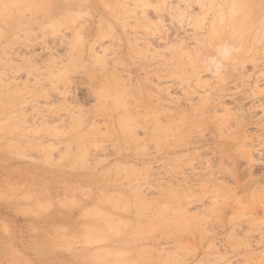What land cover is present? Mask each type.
<instances>
[{
  "label": "rangeland",
  "instance_id": "obj_1",
  "mask_svg": "<svg viewBox=\"0 0 264 264\" xmlns=\"http://www.w3.org/2000/svg\"><path fill=\"white\" fill-rule=\"evenodd\" d=\"M3 127L0 264H264V0H0Z\"/></svg>",
  "mask_w": 264,
  "mask_h": 264
},
{
  "label": "bare ground",
  "instance_id": "obj_2",
  "mask_svg": "<svg viewBox=\"0 0 264 264\" xmlns=\"http://www.w3.org/2000/svg\"><path fill=\"white\" fill-rule=\"evenodd\" d=\"M5 129H7L8 130V127H3V128H0V131H2V130H5ZM126 136V135H125ZM126 138V137H125ZM128 139V138H127ZM131 139V138H130ZM178 143V144H177ZM177 143H175V145L173 146V148L171 149V150H169V152H171V153H175V151H179V150H184L185 149V147H186V145H185V143L183 142V141H177ZM78 155H80V154H78ZM81 156V155H80ZM79 156V157H80ZM79 157L77 156V158L79 159ZM82 157V156H81ZM76 158V157H75ZM79 160H81V159H79ZM40 205H42V204H40ZM43 205H44V203H43ZM182 209V208H181ZM185 223H186V220H185ZM184 223V224H185ZM91 231V230H90ZM108 231H110V230H108ZM91 232H94V231H91ZM111 232H112V230H111ZM87 233V235H89L90 233H88V232H86ZM95 233V232H94ZM107 233H109V234H112V233H110V232H107ZM106 232H105V236H106V234H107ZM99 234V233H98ZM108 234V235H109ZM94 235V234H93ZM101 235L102 234H100V237H101ZM113 235V234H112ZM97 236H99V235H97ZM90 237V236H89ZM89 237H87V238H89ZM100 239V238H99ZM90 240H92V239H90ZM123 240V239H122ZM108 254V253H107ZM111 255V254H110ZM108 256H109V254H108ZM113 256V255H112ZM90 258V257H89ZM105 259V258H104ZM95 260V259H94ZM96 260H98V259H96ZM106 260V259H105ZM108 260V259H107ZM104 261V260H103ZM114 261V260H113ZM115 261H118V260H115ZM122 262L124 261V260H121ZM119 262L120 264H122V262ZM102 262V261H101ZM106 262V261H105ZM112 263V261H110V263L109 264H111ZM117 263V262H116ZM115 263V264H116ZM114 264V263H113ZM124 264V263H123Z\"/></svg>",
  "mask_w": 264,
  "mask_h": 264
}]
</instances>
